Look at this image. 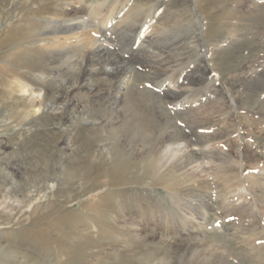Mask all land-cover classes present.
<instances>
[{"label": "rangeland", "instance_id": "374dc122", "mask_svg": "<svg viewBox=\"0 0 264 264\" xmlns=\"http://www.w3.org/2000/svg\"><path fill=\"white\" fill-rule=\"evenodd\" d=\"M155 1L134 0L147 5L151 22L162 25L159 27L163 28V33L157 45L167 47L182 42L189 21L195 17L192 4L168 0L163 6L155 7ZM198 1L208 23L210 45L223 42L225 38H239L218 49L211 60L213 66L226 80L232 72L244 75L240 78L242 83L236 82L237 94L244 98L245 107L258 108L261 104L259 94L264 96V79L250 83L245 77L247 68L264 54L257 47L258 35L255 34L256 27L264 25V12L260 13L262 16L258 13L249 15L248 10L254 6L251 0ZM61 3V0H0V21L3 23L0 30V264H264L263 118L247 119L241 114L234 113V117L230 113L229 116L234 117L232 124L227 128L226 123H221L217 126L218 132L237 130L241 126L243 137H238L237 131L233 130L228 138L211 143L213 149L225 150L229 159L242 158L246 163L244 172H255L250 185L257 192V202L249 193L235 189L234 182L242 179L226 181L223 178L232 172L223 174L219 161L199 160L192 164L196 178L209 179L211 189L200 190L197 184L182 176H164V170L160 171L155 164L156 158H147L141 153L142 148L155 145L160 127L166 129L175 123L176 128L182 129L186 123L183 114H172L169 99L158 87L163 90L166 83L174 80L190 89L189 76L198 63L203 64L199 62L205 59L203 54L193 52L192 57L197 55L196 60L183 55L184 64L181 66L180 61L175 65L169 62L171 53L167 47L168 55L164 58L169 61L166 59L161 66L158 61H148L150 68L158 66L161 69L151 70L148 75L141 72L140 60L130 57L125 66L114 58L112 65L117 68V76L128 67L134 68L133 80L124 87L127 96L116 111L112 110L114 104L109 101V96H105L108 90L115 89L118 79L113 76L95 77L88 88L75 92L69 89L68 97L56 100L55 109H49L50 100L61 95L62 89L64 91L63 81L76 76L79 84L84 71L68 62L57 65L58 69L61 67L60 75L54 79L49 72L43 75L41 70L56 64H52L48 51L40 44L23 39L34 30H40L42 18ZM188 45L184 43L181 52L186 51ZM170 65L176 68L171 69ZM40 75L49 76V80L40 79ZM209 75L211 77V73ZM204 78L196 81L194 87H201ZM14 79L30 82L38 92L43 90L45 101L41 111L32 108V96L22 97L18 90L10 96L5 84ZM142 85L150 93L154 90V94L147 96ZM188 89L183 92L190 91ZM156 92L159 95H155ZM160 104L165 108L158 107ZM94 121L102 124H94ZM230 166H234L232 162ZM171 191L176 195H173L175 201L170 197ZM210 192L212 198L215 194L219 196L217 204L212 202L219 210L208 218V223L218 216L220 221H226L227 227L219 231L204 229L205 237L202 233L188 237L186 230L180 233L169 226H156V216L148 214L147 220L135 209L138 202L142 208L146 207L147 213L150 207L162 204L168 215L176 214L179 218L175 210L191 206L190 203L199 197L206 199V202L201 200L202 204L207 203L206 195ZM233 193L243 197L238 202L247 203L242 214L223 213L226 211L222 206L223 195ZM201 202H198L199 206H202ZM174 204L180 206L175 208ZM254 206L256 211L253 212ZM128 219L140 227L128 230L124 226ZM145 220L155 223L153 231L144 227ZM236 223L240 227H236ZM170 234L171 239H168Z\"/></svg>", "mask_w": 264, "mask_h": 264}, {"label": "bare ground", "instance_id": "6f19581e", "mask_svg": "<svg viewBox=\"0 0 264 264\" xmlns=\"http://www.w3.org/2000/svg\"><path fill=\"white\" fill-rule=\"evenodd\" d=\"M61 1H63V3L58 4V6L49 12L47 16L44 15L45 17L42 18V28L40 30H34L32 35L30 34L28 37L23 39L28 43L34 41L33 44H40L43 49L48 51L52 64H56V67L54 66L50 69L48 68L41 70L43 75L46 76L48 75L47 72H49V75H51L52 78L59 76V69L61 67L58 69L57 65L60 63V65L62 64L63 66L64 63L68 62L72 63L74 68H77V70L83 69L81 71H84V75L79 84H77L76 76L66 78L63 81L62 85L66 88V90L64 88L63 91L62 89L61 95L55 96L50 100L49 109H55L53 106H55L56 100L66 99L68 97L69 89L75 92L76 90H81L85 87L88 88L89 85L93 83L95 77L113 76L114 78L118 79L114 85L115 89L114 91L108 90L105 96H109V101L111 104H114L112 110L116 111V109L122 105L125 100L124 98L127 96V91L124 92V87H126V85H128L133 80L134 68L128 67L121 76H117V68L112 65L114 64V58L122 61L125 66L129 64V61L131 60H129L130 57L135 58L136 60L138 59L140 60L139 63L142 66L140 67L141 72L145 73V75H148L151 73V70L156 71L160 68L158 66H152V68H150V65L147 64L148 61L151 63L158 61L160 62H157L159 66L163 65V62L166 59V61L170 60L169 62H174L175 65H179V62L181 61L182 66V64H184L182 61L185 58L184 56L187 58L192 57L193 52H195V54H203L205 59H198L199 62H202L203 64L198 63L193 73H191L192 75L189 76L191 80L190 84H192L190 89H188L189 87H187L186 84L178 83L174 80H171V82L166 84L163 83V85H166L163 87V90H161L160 86L158 87L159 92L163 93L164 96L169 99L168 105L171 106L172 114L174 116L178 114H183L185 116V119H182L186 123L184 126L185 128H176L175 123L170 124L166 129L161 130L160 127L155 145L152 147L148 146V148H145V150L142 148L143 151H141V153H145L146 157L149 159L156 158L155 164H157V167L160 171L164 170V176H182L185 179L191 180L197 184V186L201 188L200 190H204L206 188L211 189L212 186H209L211 181H209V179L207 181L200 179L198 180L194 170L195 166L192 164L198 162L199 160L207 162L219 161L218 164L221 167L220 171H222L223 174L232 172L229 176L224 175L223 178L225 177L224 179H226V181L234 178L242 179L241 181H235L233 185L237 187H233H235V189L237 188L239 192L245 191V193H249V196L254 198V200L257 202V192L250 185V179L255 176V172H244L246 163L242 161V158L229 159L230 157H227L228 155H226V152H224L225 150L217 151L211 146V143L214 140H222L223 138L226 139L235 131H237L236 133L238 134L236 135H238V137H243L240 134V130L244 128L241 126H238L237 130L227 129L224 132H218L217 126L221 123H226L228 128V125L233 121L236 113L237 115L241 114L242 117L247 119L257 116L258 118L261 117L264 120V96L259 94L261 104L258 108L253 105H248L249 107H245L244 98L238 96L237 93L239 91L236 89V82H241L240 78H243L244 75L239 76L232 72L230 75H228V80H226L219 71H216L217 69L213 66L211 61L213 56L217 54L218 49L227 47L233 43L234 40L239 38H225L223 42L217 41L218 43L216 42V44L210 45L207 37L208 23L205 21L204 16L199 9V1L184 0L183 3L192 4L191 10L195 17L189 21L190 26L187 27V33L185 34L184 40L182 42H176L170 46H167L168 49L170 48L169 51L171 53V55H169L170 59L168 60V58H164L168 51L167 47H161V45H157L159 37H162L163 28L159 27L162 25H160V23L155 24L151 22L152 18L147 14L148 7L146 4L142 2L135 3L134 0ZM166 1L168 0H156L155 7H158L160 4L163 6ZM250 2L253 3L254 6L248 10L249 15L253 13L260 14L264 12V0H251ZM248 6L250 7L249 3ZM139 10L141 13L138 12ZM2 25L3 23L0 21V30L2 29ZM192 29H194V31ZM252 30L253 28H251V31ZM255 34L258 35L257 47H260V51H264V25H258L256 27ZM187 35L190 36L189 39V36L186 37ZM184 43L189 44L187 47L188 49L184 52H181V46L184 45ZM178 55H182V57L176 58ZM192 58L196 60L197 55H194ZM188 62L190 64V61ZM188 62H186L187 65ZM5 63H9V61L5 60ZM171 66L172 65L168 67L171 68ZM173 67L176 68V66ZM164 68H166L165 65ZM179 69L177 70L179 71ZM183 69H185V67ZM159 71H161V69ZM210 73L211 77L209 75ZM247 73L248 75L245 77L247 82L251 83L264 79V54L258 56L253 61L250 67L247 68ZM167 76H169V74H167ZM39 78H43L45 81L49 80V76L43 77L40 75ZM201 78H204L203 85H200L201 87H194L196 85V81H201ZM5 85L10 91V96H12L13 93L18 90L20 93L19 95H22V97L26 95L30 97L32 96L33 101L31 106L32 108H35L36 112H39L41 109H43L45 96H43L44 94L42 89L39 90L40 92L36 91L30 82L23 79H14L12 81H8ZM142 86L144 93L147 96L150 97L152 94H154V90H152L153 92L150 93L145 85ZM187 89L190 91H185L186 93H184L183 91ZM99 90L100 89L96 90V92ZM155 95H159V93L156 92ZM161 104L158 107L165 108ZM230 113H232L231 115L234 116L233 118L229 116ZM242 122L245 123L244 121ZM100 123L95 122L94 124ZM187 124H192V126L189 127ZM127 144H129V142H127ZM130 146L132 148V145ZM137 146L138 145L134 146L136 150ZM222 147L225 146H221V150H223ZM149 150H152V152H149ZM240 151H242V148ZM238 154V156H240V153ZM231 162L234 165L232 167L230 166ZM190 165H192V168L187 169V167ZM242 166L243 170H241ZM213 182L214 181H212V183ZM200 190L197 189V192H200ZM169 194L172 198L173 195H175L172 191ZM215 195L216 196H213L212 198V193H207V203L202 204L201 200L205 198L202 199L199 197L197 200H193L191 203L189 202L191 206L189 205L187 207L175 210L179 218L175 216L176 214L168 215L167 209H165L162 204H157L154 208L149 206L150 208L148 209L149 211L147 213L146 207L143 206L142 208L141 203L138 202L135 204V209L142 213V216H144L145 219H147L148 214L156 216V224L154 223L156 226H169L173 231L176 230L180 233L183 232L182 230H186V235L188 237L200 235L201 233L203 234L202 236L205 237L204 229L219 231L221 229L224 230L227 227L224 223L226 221H220L217 215V217H213L214 220L211 223H208V218L214 212L219 210L218 206L214 204L212 205L213 201L215 204H217V199L219 196L217 194ZM235 196L238 197L234 198ZM241 198L243 197L240 193H233V195L228 196L223 195L222 206H224V210H226L223 211V213L228 211L229 214H242L246 210L247 203L246 201L245 204L243 201H237ZM179 201L182 203L180 199ZM198 202H201L202 206H199L200 204ZM252 203L251 206H253ZM180 205H176L175 208H178L177 206ZM247 208H249V206H247ZM221 209L223 210V208ZM255 209L256 207L254 206L253 212L256 211ZM167 215L170 218H167ZM150 222L146 221L144 223V227L150 228L151 231H153L155 225L151 224ZM124 226H127L128 230L137 228L138 226L140 227L139 224L129 219L124 223ZM236 227H240V225L236 223ZM167 237L168 239H171V234ZM173 242L174 241L171 240L172 244H174ZM167 243L169 244L170 242Z\"/></svg>", "mask_w": 264, "mask_h": 264}]
</instances>
